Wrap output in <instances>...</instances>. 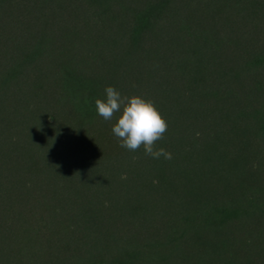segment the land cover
Instances as JSON below:
<instances>
[{
	"label": "trees",
	"instance_id": "16d2710c",
	"mask_svg": "<svg viewBox=\"0 0 264 264\" xmlns=\"http://www.w3.org/2000/svg\"><path fill=\"white\" fill-rule=\"evenodd\" d=\"M0 264H264V0H0Z\"/></svg>",
	"mask_w": 264,
	"mask_h": 264
},
{
	"label": "clouds",
	"instance_id": "9594fccd",
	"mask_svg": "<svg viewBox=\"0 0 264 264\" xmlns=\"http://www.w3.org/2000/svg\"><path fill=\"white\" fill-rule=\"evenodd\" d=\"M95 106L97 114L105 120L119 113L112 133L119 138L121 147L135 151L142 145L145 154L153 158L171 159V152L154 147L155 141L167 130V121L151 100L138 94L125 96L119 89L107 85L103 97L95 99Z\"/></svg>",
	"mask_w": 264,
	"mask_h": 264
}]
</instances>
